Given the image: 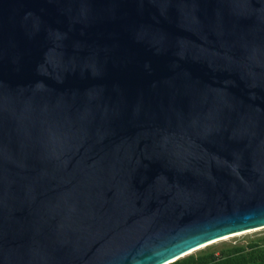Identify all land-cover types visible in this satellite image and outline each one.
<instances>
[{
	"label": "water",
	"instance_id": "obj_1",
	"mask_svg": "<svg viewBox=\"0 0 264 264\" xmlns=\"http://www.w3.org/2000/svg\"><path fill=\"white\" fill-rule=\"evenodd\" d=\"M264 227V0H0V264H172Z\"/></svg>",
	"mask_w": 264,
	"mask_h": 264
},
{
	"label": "rangeland",
	"instance_id": "obj_2",
	"mask_svg": "<svg viewBox=\"0 0 264 264\" xmlns=\"http://www.w3.org/2000/svg\"><path fill=\"white\" fill-rule=\"evenodd\" d=\"M244 232L245 233L242 234L237 233L239 235H229L230 237H223L206 243L199 247L196 251L191 252L178 261L190 258L197 259L199 257L209 255H213L215 257H225L234 254L237 250H240L241 254L247 255L255 252L256 254L254 256H256L264 250V227L254 231ZM249 264H260V262L258 259H255V261L250 260Z\"/></svg>",
	"mask_w": 264,
	"mask_h": 264
},
{
	"label": "trees",
	"instance_id": "obj_3",
	"mask_svg": "<svg viewBox=\"0 0 264 264\" xmlns=\"http://www.w3.org/2000/svg\"><path fill=\"white\" fill-rule=\"evenodd\" d=\"M256 253L250 255L241 254L240 250H237L234 254L225 257H215L213 255L199 257L197 259H184L176 261L172 264H249L250 260L255 261L258 259L260 264H264V250L254 256Z\"/></svg>",
	"mask_w": 264,
	"mask_h": 264
},
{
	"label": "bare ground",
	"instance_id": "obj_4",
	"mask_svg": "<svg viewBox=\"0 0 264 264\" xmlns=\"http://www.w3.org/2000/svg\"><path fill=\"white\" fill-rule=\"evenodd\" d=\"M259 228H263V227H259ZM259 228H256V229H252V230H248L246 232H249V231H254V230H257ZM242 233H245V232H242ZM242 233H239V234H242ZM239 234H234V235H230V236H235V235H239ZM230 236H226V237H230Z\"/></svg>",
	"mask_w": 264,
	"mask_h": 264
}]
</instances>
